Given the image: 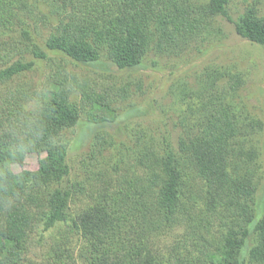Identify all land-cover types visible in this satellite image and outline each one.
Masks as SVG:
<instances>
[{
  "label": "trees",
  "instance_id": "obj_1",
  "mask_svg": "<svg viewBox=\"0 0 264 264\" xmlns=\"http://www.w3.org/2000/svg\"><path fill=\"white\" fill-rule=\"evenodd\" d=\"M79 1L86 7L83 15L64 18L45 44L86 65H96L106 54L119 69H137L144 66L155 34L156 44L166 51L176 47L180 37L200 34L216 16L232 21L230 0ZM8 6V0H0L1 13L11 12ZM233 21L240 36L264 45V15L255 5ZM28 50L48 58L30 30L0 41V264H28L24 256L40 222L45 230L60 224L65 235L84 240L80 257L64 258L54 248L59 258L49 264H185L174 254L161 256L147 249L144 237L162 223L190 220L198 207L212 219L229 209L235 221L228 224L210 264H264V181L255 179L249 168L255 157L246 156L252 151L244 154L236 144L242 129L232 105L211 111L198 131L180 140L177 150L152 142L139 145L134 152L138 174L120 180L122 187L110 183L97 187L95 194L79 180L63 187L71 172L64 131L81 120L71 100L75 90L91 108V132L113 123L115 101L126 100L131 92L116 83L76 81L59 69L50 73L43 89L33 91L29 83L17 82L35 66L18 57ZM34 94L38 106L29 110L22 101ZM95 136V146L102 150L107 138L98 130ZM33 152L46 153L38 169L15 171ZM195 178L204 196L199 205L197 198L186 195ZM260 185L261 197L256 199ZM81 197L87 202L74 212L72 204ZM40 199L45 202L42 211L33 206ZM133 228L140 242L131 239Z\"/></svg>",
  "mask_w": 264,
  "mask_h": 264
},
{
  "label": "rangeland",
  "instance_id": "obj_2",
  "mask_svg": "<svg viewBox=\"0 0 264 264\" xmlns=\"http://www.w3.org/2000/svg\"><path fill=\"white\" fill-rule=\"evenodd\" d=\"M62 2L8 0V8L12 11L0 12V41L17 37L24 29L30 30L33 40L48 54L46 59L35 57L30 50L19 54L23 61H34L35 66L17 82L29 83L33 91H39L50 73L59 69L76 81L100 86L116 83L129 87L131 92L126 100L115 101L116 120L91 132L88 129L91 108L82 102L75 90L71 100L79 108L81 120L64 131L71 172L62 182L63 187L77 180L88 186L90 194H95L97 187L102 189L110 183L122 187L120 180H133L138 174L134 152L139 145L152 142L177 150L182 138L198 131L211 111L226 104L233 106L242 129L236 144L244 148V154L252 151L253 155L246 156L247 159L255 157L249 168L255 179L264 181V45L240 36L233 21L251 5L264 15V0H230L228 8L232 21L222 15L216 16L206 23V29L200 34L180 37L178 45L166 51H161L156 44L155 34L144 66L137 69H119L106 54L96 65H86L49 50L46 39L63 19L81 16L86 11L79 0ZM35 97V94L26 97L22 105L29 110L37 108ZM97 130L107 138L102 150L95 146ZM45 156L46 153H30L25 166L17 165L15 171L36 170ZM199 186L195 178L191 190L186 192L192 199L197 198L196 205L204 197ZM259 190L256 199L261 197V185ZM40 200L33 203L36 209L37 204L39 209L45 204ZM86 202L81 197L72 204L73 211H80ZM195 212L198 213L190 220L149 228L144 247L161 256L174 254L185 264H210L221 249L228 224L235 221L232 211L225 208L215 219L201 213L199 207ZM43 223L36 227L29 241L24 256L28 264H49L50 260L58 259L59 255L53 254L54 248L60 249L64 258L81 256L85 246L82 237L66 236L60 224L45 230ZM130 235L133 241L140 242L137 229Z\"/></svg>",
  "mask_w": 264,
  "mask_h": 264
}]
</instances>
